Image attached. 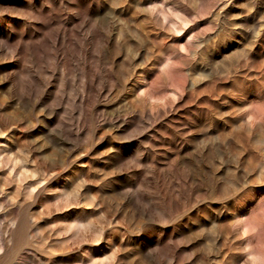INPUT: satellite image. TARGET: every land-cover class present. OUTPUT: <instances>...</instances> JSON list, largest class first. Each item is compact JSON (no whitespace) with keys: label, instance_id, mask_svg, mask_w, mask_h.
<instances>
[{"label":"rangeland","instance_id":"rangeland-1","mask_svg":"<svg viewBox=\"0 0 264 264\" xmlns=\"http://www.w3.org/2000/svg\"><path fill=\"white\" fill-rule=\"evenodd\" d=\"M0 264H264V0H0Z\"/></svg>","mask_w":264,"mask_h":264}]
</instances>
